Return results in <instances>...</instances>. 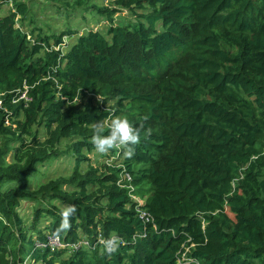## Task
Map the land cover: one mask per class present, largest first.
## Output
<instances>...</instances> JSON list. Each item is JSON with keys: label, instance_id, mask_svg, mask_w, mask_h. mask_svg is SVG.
I'll list each match as a JSON object with an SVG mask.
<instances>
[{"label": "trees", "instance_id": "1", "mask_svg": "<svg viewBox=\"0 0 264 264\" xmlns=\"http://www.w3.org/2000/svg\"><path fill=\"white\" fill-rule=\"evenodd\" d=\"M89 7L108 19L103 33L45 35L25 32L23 1L0 0V264H264V0ZM113 116L143 125L141 142L93 165L91 125ZM65 154L71 172L32 188L37 167ZM111 233L122 243L109 257L98 241ZM46 234L87 245L36 248Z\"/></svg>", "mask_w": 264, "mask_h": 264}, {"label": "rangeland", "instance_id": "2", "mask_svg": "<svg viewBox=\"0 0 264 264\" xmlns=\"http://www.w3.org/2000/svg\"><path fill=\"white\" fill-rule=\"evenodd\" d=\"M28 7L32 24L29 26H25V32H28L31 28H38L45 35H50L52 33H59L66 30H73L76 34H86L90 30L93 31H101L102 33L106 30L108 26V19L102 18L97 15V13L90 9L89 5L92 3L96 4L100 7H109L111 0H91L88 5H84L83 7H78L73 5L74 0H68L69 5H64L62 2H58L57 0H21ZM73 5V7H72ZM110 8V7H109ZM87 9V10H86ZM7 10V8H6ZM126 18L123 19L125 16ZM127 12H121L114 17V24H118L120 22L123 23L127 21L128 18ZM19 25L17 24L16 27ZM36 37V34L33 37H30L31 40ZM69 45L73 44L76 41V37L74 39H64ZM107 127V126H106ZM44 132L40 131V135H43ZM62 150L67 147L65 144L60 147ZM99 153L96 151L92 152V154H88V158L90 159L93 165L96 162H101L104 164H115L118 165L121 163L123 157H120L117 160V157H110V159L103 160L98 158ZM121 156V155H120ZM73 169V159L70 154H65L59 159L50 160L47 163H44L37 167L35 173L29 178L30 185L35 186L37 183H44L50 178H54L57 176H64L71 172ZM86 165L83 164L80 167V170H85ZM35 205V204H34ZM26 205H22V208L19 209L20 213L26 219V223H28L27 228L32 223V220L28 217L30 214H27L28 208H25ZM31 210V209H29ZM32 216V215H31Z\"/></svg>", "mask_w": 264, "mask_h": 264}, {"label": "clouds", "instance_id": "3", "mask_svg": "<svg viewBox=\"0 0 264 264\" xmlns=\"http://www.w3.org/2000/svg\"><path fill=\"white\" fill-rule=\"evenodd\" d=\"M108 132L104 134L105 127ZM93 135L91 143L95 151L101 155L109 154L113 149L121 150L126 158H131L135 153L134 146L141 142L140 127H134L127 117L113 116L107 121H98L91 125ZM152 129L144 130L145 139L151 135ZM77 207L75 205H64L60 210L61 221L56 230L58 235L62 231L71 228V219L76 215ZM99 244L102 246V255L109 257L115 254L122 243L120 237L115 233H111L107 238L101 237Z\"/></svg>", "mask_w": 264, "mask_h": 264}, {"label": "built area", "instance_id": "4", "mask_svg": "<svg viewBox=\"0 0 264 264\" xmlns=\"http://www.w3.org/2000/svg\"><path fill=\"white\" fill-rule=\"evenodd\" d=\"M20 98H24L25 101H28V99H26L24 97V95H22ZM0 106H1V101H0ZM122 180L124 181V184L127 183L125 187L128 189H131V185H130L131 184L130 183L131 178L128 175V173H126V172L123 173ZM132 200L136 204L135 211H136V213L139 214V218L144 223L150 222L148 215L140 209V206H142L144 201L141 200L140 198H137V197H132ZM43 240H44V242H36V244H35L36 248H48L51 251L57 250L60 247L68 248V249H70V251L66 255H69L72 250H75L77 248V246H84L85 247L87 245V242H78L77 244H64L62 238H60L59 236H56V235H52V234H46L45 238ZM185 252H187V249L185 250ZM186 261H187L186 254H182L180 259H179V262H185L187 264Z\"/></svg>", "mask_w": 264, "mask_h": 264}]
</instances>
